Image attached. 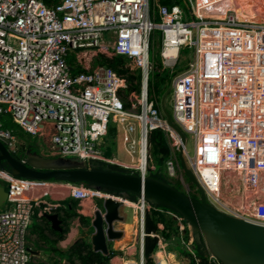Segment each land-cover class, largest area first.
Masks as SVG:
<instances>
[{
    "label": "built area",
    "instance_id": "built-area-1",
    "mask_svg": "<svg viewBox=\"0 0 264 264\" xmlns=\"http://www.w3.org/2000/svg\"><path fill=\"white\" fill-rule=\"evenodd\" d=\"M190 2L193 18H187L178 4H158L152 10L150 0H60L55 4L0 0V137L9 138L10 149L22 153L18 137L3 124L9 114L24 130L46 137L50 155L82 159L90 166L91 161L101 160L149 174L148 133L161 127L172 150L166 169L177 175L180 136L168 125L157 96L148 90L155 68L151 33L161 28L165 65L174 66L179 56L168 63L163 54L168 43L179 50L194 48L193 59L174 76L171 113L194 138L195 151L189 159L208 201L264 224V21L241 19L232 8L221 16L207 15L203 12L213 0ZM99 51L125 54L130 65L140 69V97L137 92L131 94V105L122 99L124 77L110 66H92ZM71 53L86 70L73 72ZM111 120L132 153L137 151L138 136L139 161L126 163L106 154ZM143 149L144 167L139 165ZM232 176L240 180L237 205L221 192L226 178ZM0 177L8 191L0 209V264H41L40 250L28 240L35 207L42 216L66 206L65 198L84 203L97 196L93 218L95 209L104 212L105 197L121 198L83 182L17 177L1 166ZM129 201L141 211L143 221L150 203L143 197ZM170 212L184 233L183 216ZM144 234L142 227V239ZM153 234L159 235V249L168 254V240L159 232ZM191 242L188 248L193 251ZM135 255L136 251L120 250L101 264H145L143 244L139 257ZM210 258L223 264L212 253ZM156 264H160L157 255Z\"/></svg>",
    "mask_w": 264,
    "mask_h": 264
},
{
    "label": "water",
    "instance_id": "water-1",
    "mask_svg": "<svg viewBox=\"0 0 264 264\" xmlns=\"http://www.w3.org/2000/svg\"><path fill=\"white\" fill-rule=\"evenodd\" d=\"M184 68L175 73L160 99L166 121L180 136L178 144L179 164L188 179L199 191L193 196L163 178L150 167V174L127 168L125 171L90 166L86 161L62 155H45L31 148L26 154H14L8 146L9 138L0 137V166L17 177L52 179L62 178L80 181L97 189L121 190V198L109 195L103 199L104 212L97 208L93 212L91 224L94 231L90 239L94 250L109 254L111 240L124 235V230L115 227V222L124 220L120 208L131 199V194L143 197L149 203L165 204L179 212L187 221L185 247L188 250L191 240L200 244L199 233L204 234L210 252L223 264H264V224L234 215L208 201L204 185L192 167L187 151V134L174 120L167 108L166 99L173 88V79ZM6 181L0 177V206L7 200ZM45 216L55 229H61V219L57 212H46ZM145 215L142 221L144 229ZM143 235V253H144ZM34 252L35 249H32Z\"/></svg>",
    "mask_w": 264,
    "mask_h": 264
},
{
    "label": "trees",
    "instance_id": "trees-1",
    "mask_svg": "<svg viewBox=\"0 0 264 264\" xmlns=\"http://www.w3.org/2000/svg\"><path fill=\"white\" fill-rule=\"evenodd\" d=\"M48 4L58 3L60 0H45ZM158 4H165L169 7L173 5H180L187 18H193V9L190 0H150V8L152 10L157 9ZM260 6V7H259ZM261 8H264V2H260L258 4H254L252 6L253 12L264 15V11L260 12ZM159 18V17H157ZM156 33L159 34L160 40L162 41L163 32L161 29H156L151 33V42L153 43ZM183 48H189L187 46ZM69 62L73 66V72L78 73L82 70H86L85 67L80 65L76 59V55L71 53L69 55ZM130 59L121 53L117 54H107L106 52L99 51L92 60V66L96 65H107L115 69L120 75H122L125 79V85L121 87L122 99L127 106L131 105L130 96L134 92H138L140 90V80L141 73L137 67H132L130 65ZM156 68V69H155ZM154 71L152 76H149L148 81V90L150 94H155L159 101L158 106H160V98L168 87L172 75L175 72H171L170 68L163 67L162 64H155ZM3 124L5 127H9L13 130L16 136L22 139L20 141V151L26 154L27 149L31 148L33 151L40 152V148L36 143L37 137L32 133L24 130L17 122H15L9 114L4 116ZM117 134L116 125L111 120L109 124V133H108V143L106 147V154L111 156V149L114 145H116L115 136ZM171 143L170 138L166 134V131L161 127H155L151 129L148 133V172L150 174L151 169L153 167L156 172L163 178V180L170 181L169 174L166 169V161L171 154ZM16 155L17 153L13 151ZM109 162L95 160L91 161V166H95L97 168H104ZM6 164L8 170H10V166ZM110 166L119 171H125L127 167L116 163H109ZM185 174V173H184ZM186 176V174H185ZM187 177V176H186ZM188 178V177H187ZM52 179H62V178H52ZM64 180V179H63ZM68 180V179H65ZM73 181V180H71ZM80 182V181H74ZM178 188H181L180 183H173ZM192 186L195 187L193 183ZM110 191L115 192L117 194L121 193L119 189H111ZM184 191V190H183ZM198 191V189H197ZM199 192V191H198ZM193 196H198L199 194H191ZM138 196L131 194V200H136ZM79 199L69 197L62 200L64 203H70V205H60L54 207L52 209L53 212H57L61 219V229H55L51 225V221L46 218L45 215L39 216L38 207H35L34 210V219L30 226L31 231L36 234L44 245L45 249L54 253L55 255H59L60 257H67V264H101L105 262H109L111 258L120 250L113 248L110 245L109 254H104L101 251H97L93 249L91 239L89 236L88 229H81V234L71 245L68 246L67 249H62L58 246V242L64 239L70 230V219L80 215L77 205L79 204ZM42 206H46V204L42 203ZM170 211L181 215L176 210L172 209L168 205L160 204L155 205L150 203V206L146 208L145 211V221H144V229H145V239H144V255H145V264H156V253L159 249V235L153 234L159 232L160 236H163L166 240L173 239L174 236L182 237V231L180 230V223L177 217H175ZM81 220L86 225H91L90 216L82 215ZM183 222L187 224V221L183 219ZM93 227V226H92ZM200 242H202L204 249H200V244L191 242L192 250L188 248V250H184V247H178L180 251L184 252L186 256L190 258V264H219L217 261L210 258V250L204 234L201 231H198ZM186 231L183 233V237L185 238ZM163 249H159L157 259L160 264H163L162 254ZM165 260V258H164ZM177 260V259H176ZM52 264H63L59 263L55 260ZM176 264H180L177 260Z\"/></svg>",
    "mask_w": 264,
    "mask_h": 264
},
{
    "label": "rangeland",
    "instance_id": "rangeland-1",
    "mask_svg": "<svg viewBox=\"0 0 264 264\" xmlns=\"http://www.w3.org/2000/svg\"><path fill=\"white\" fill-rule=\"evenodd\" d=\"M260 2H264V0H237V2L234 0V3H235L234 7L237 8L239 10V12L244 14L245 16H250L249 11H251L252 6L254 4H258ZM263 11H264V8H261L260 12H263ZM156 29H161V28H156ZM152 44L154 47L150 53L151 59L154 60L156 65H158L160 63V64H162L163 67L170 68V71L172 73L173 72L177 73V72L181 71L183 68H185V66L188 64V62H190L194 57V48L192 46H187L189 48L181 47L179 52H178L179 56H178V59L176 61V64L174 66H168V65H165L163 62V57L161 54V50L163 47V41L160 40V36L158 33H156L155 39H154ZM153 71H154V69L151 70L150 76H152ZM140 87H141V82H140ZM139 91L137 92V94H139ZM139 97H140V94H139ZM166 105H167V108L170 111H172V92H170L169 95L167 96ZM136 135H137V132H136ZM35 136L37 137L36 143H37L38 147L40 148L41 153L45 154V155H50L51 149H49L47 138L43 137L42 135H35ZM107 137H108V134H107ZM107 137L105 139L106 140V142H105L106 147H107V143L109 142ZM18 139H19V146H20V141L22 142V139L20 137H18ZM115 139H116V145H114L111 149V151H112L111 156L118 157L120 160H122L126 163H132L134 160H136V161L140 160V153H139L140 144H139L138 136H137V143H138L137 151L134 153L128 151L127 145L124 141L122 142L123 144H121V142L118 143V141L120 139L123 140L122 132L120 133L118 131V129H117V134L115 136ZM186 144H187L188 154L193 155L194 151H195L194 138L190 133H187V143ZM169 179L173 183H180L182 190H184L185 192H187L189 194H199V192L197 191V188L192 186V184H191L192 182L185 176L181 167H180V170L178 171L177 175L172 176L169 174ZM236 181H237V186L235 183ZM239 181L240 180L238 178H236L235 176H232L229 178L227 177L226 180L224 181L222 191H221L223 197L227 201H230L231 203L233 202L236 205L239 203V200H240L241 190L239 189V186H240ZM97 198H98L97 196H94V197H92V200L94 202L98 201L99 199H97ZM127 205L125 204L121 208L124 211H126ZM2 207L3 206H0V209ZM76 207H77L80 215L75 216V217L70 219V221H69L70 227H72V228L81 227V229L82 228L86 229V227L88 225H86L81 220V214L89 216L91 214V211L88 209L89 206L83 202H79V204ZM138 216H139L138 220L134 223L133 233H132V235H133L132 239L134 240V241H132V243L135 242V244H136V246L133 250V252L136 250V255H135L136 258H138L140 255V247L142 244V220H141L142 218H141V211L140 210H138ZM28 240H29L30 245H32L34 248L40 250L41 264H48L51 262L53 263L55 260H57L59 263L62 262L63 264L68 263L67 257H60L59 255H55L54 253L48 252L45 249L44 243L41 240H39L38 236L36 234H34L31 231V229L29 231ZM167 244H168L167 250H169L168 254L164 250L161 254L162 259H163V264H176L177 260L179 261L180 264H190V259H188V257L184 254V252L180 251L178 248V247H181V248L185 247V238L183 237V233H182V237L174 236L173 239L168 240ZM120 254H122V253H120ZM166 254H167V257H166ZM164 258H165V260H164Z\"/></svg>",
    "mask_w": 264,
    "mask_h": 264
},
{
    "label": "crops",
    "instance_id": "crops-1",
    "mask_svg": "<svg viewBox=\"0 0 264 264\" xmlns=\"http://www.w3.org/2000/svg\"><path fill=\"white\" fill-rule=\"evenodd\" d=\"M213 1H214L213 4L221 3L223 5L228 4V6H231V7L235 6L234 0H213ZM216 9H225V7L221 6V7H218ZM121 140L122 139H120L118 141V143L121 142V144H123L122 143L123 140L122 141ZM84 203L89 206L88 209L91 211V214L89 216H90V219L92 220L91 215H92V208L94 207V205H93L94 201L88 200V201H85ZM67 205H70V203H67ZM126 205H127L126 211H124L122 208H120L121 215H123L125 217L124 220H118L115 222L116 228H119V229L124 228L123 229L124 235L118 239L111 240L109 242V244L113 248L118 249V250H124L125 253H126V251L132 252L136 246L135 242L132 243V241H134L132 239V237H133L132 233H133L134 223L138 220V217H139L138 216V210L139 209L136 206V204L133 203V201L126 202ZM86 229L89 230V236H91V233L94 231V227H92V224L88 225L86 227ZM80 234H81V227H76V228L70 227V230L68 231L66 237L58 242V246L62 249H67L69 245H71L74 241L77 240V238L80 236ZM124 244H126V245H124Z\"/></svg>",
    "mask_w": 264,
    "mask_h": 264
},
{
    "label": "bare ground",
    "instance_id": "bare-ground-1",
    "mask_svg": "<svg viewBox=\"0 0 264 264\" xmlns=\"http://www.w3.org/2000/svg\"><path fill=\"white\" fill-rule=\"evenodd\" d=\"M235 1L237 2V0H235ZM217 6L218 7L223 6V7H225V9H216V8H218ZM227 8L234 9L237 12L238 16L241 19L259 20V21L260 20H263L264 21V15L258 14V13L253 12L251 10V11H249V15L250 16H245L244 14L240 13L239 10L236 9L235 7L228 6V4L223 5L221 3H216V4H213V5H210L209 7H207V10L204 11L203 13L204 14H207V15H218V16H221V15H224V13H225V11H226ZM172 32H173L172 29H169V33H172ZM174 32H176V31H174ZM172 37H175V36L172 35ZM178 52H179L178 46L176 44L172 43V42L168 43L166 45V47L164 48V50H163V54L166 57H168V63L169 64H172L173 63L175 57L178 55L177 54ZM139 165L142 166V167H144V165H145V151H144V149H143V156H142V159H141V162L139 163ZM124 245H126V244H124ZM158 251H157V254L156 255H158Z\"/></svg>",
    "mask_w": 264,
    "mask_h": 264
},
{
    "label": "flooded vegetation",
    "instance_id": "flooded-vegetation-1",
    "mask_svg": "<svg viewBox=\"0 0 264 264\" xmlns=\"http://www.w3.org/2000/svg\"><path fill=\"white\" fill-rule=\"evenodd\" d=\"M16 153H17V152H16ZM17 154H18V153H17ZM107 165H110V164L108 163ZM107 165H106V166H107Z\"/></svg>",
    "mask_w": 264,
    "mask_h": 264
}]
</instances>
